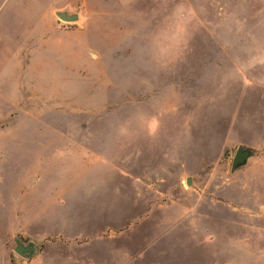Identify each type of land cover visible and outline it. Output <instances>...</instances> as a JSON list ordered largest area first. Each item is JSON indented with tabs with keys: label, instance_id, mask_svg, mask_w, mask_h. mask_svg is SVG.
<instances>
[{
	"label": "rangeland",
	"instance_id": "rangeland-1",
	"mask_svg": "<svg viewBox=\"0 0 264 264\" xmlns=\"http://www.w3.org/2000/svg\"><path fill=\"white\" fill-rule=\"evenodd\" d=\"M9 68L18 105L0 127L19 134L2 160L89 180L91 216L71 238L7 235L24 200L2 180L0 264L88 241L98 264H264V0H0ZM239 146L256 154L232 173Z\"/></svg>",
	"mask_w": 264,
	"mask_h": 264
},
{
	"label": "crops",
	"instance_id": "crops-1",
	"mask_svg": "<svg viewBox=\"0 0 264 264\" xmlns=\"http://www.w3.org/2000/svg\"><path fill=\"white\" fill-rule=\"evenodd\" d=\"M12 78H14V73L9 68L0 79V124L6 121L8 116L11 117L18 105L16 97L18 88L16 82L12 83ZM23 131H25L22 132L23 134H28L34 130ZM18 134L16 130L10 129L9 126L0 127V170L9 169L7 178L3 176V179H1L0 177V183L3 180L10 186V198H12L13 193L19 192L20 198L24 200V204L20 207L16 206L15 210V214L24 215V221L12 228L7 235L19 234L35 240L49 234L56 237H70V233L76 232V224L89 221L91 216L89 209H86L89 206L88 200L86 201L83 196H79L81 192L88 197L90 196L91 183L87 179L83 183L80 180L81 178L78 180L76 176L62 179L47 178L45 176L24 177L21 173L23 167L25 168V172L23 171L25 175H27V168L32 170L30 159L27 160L26 158L24 161L17 162L15 159L2 160L1 158V150H9L11 145L16 142ZM93 212L92 216H95V211ZM7 235L4 237L5 239H7ZM73 238H76V235ZM50 244V248H53L54 244L65 247V243L59 241ZM100 246L99 243L92 241L82 245L76 243L77 252L75 251V256L64 254V256L57 258L50 256V253L46 252L49 247H45L44 256H41L38 264H98L96 254L90 255L92 252L87 253L86 250L97 249ZM1 248H5L4 241L0 242ZM121 255L122 258H127V255Z\"/></svg>",
	"mask_w": 264,
	"mask_h": 264
},
{
	"label": "water",
	"instance_id": "water-1",
	"mask_svg": "<svg viewBox=\"0 0 264 264\" xmlns=\"http://www.w3.org/2000/svg\"><path fill=\"white\" fill-rule=\"evenodd\" d=\"M56 18L63 23H73L78 20L76 14H68L67 12H56ZM255 152L250 149H245L242 146H239L233 156L231 162V172H235L243 167H245L248 161L255 156ZM190 179L186 180V184L190 185ZM16 246L14 248V253L23 258H33L38 254L37 244L33 241H28L26 243L21 242L20 240H15Z\"/></svg>",
	"mask_w": 264,
	"mask_h": 264
}]
</instances>
